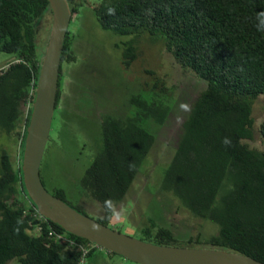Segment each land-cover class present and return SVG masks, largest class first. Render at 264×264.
Listing matches in <instances>:
<instances>
[{
    "label": "trees",
    "instance_id": "trees-1",
    "mask_svg": "<svg viewBox=\"0 0 264 264\" xmlns=\"http://www.w3.org/2000/svg\"><path fill=\"white\" fill-rule=\"evenodd\" d=\"M67 3L71 14L86 5L100 28L130 36L122 52L124 67L137 56L133 42L147 36L160 42L162 51L183 72L204 82L182 122L159 185L193 216L218 226L216 233L206 237L197 233L186 243L234 251L264 263V118L256 126L251 111V102L264 94V0ZM46 13H50L47 0H0V52L13 55L0 68V133L12 132L17 141L16 158L0 148V264H76L78 248L55 234L88 241L42 215L40 230L33 232L39 212L20 176L23 137L43 53L36 47L37 25ZM69 40L66 30L54 109L61 63L75 59ZM154 79L151 86L143 84L150 91L148 97L139 93L128 97L133 111L99 118L100 146L78 180L83 195L101 208L95 220L107 226L113 207L122 200L154 142L145 123L161 124L169 111L173 86ZM254 127L259 147L245 142L253 139ZM40 180L43 184L41 176ZM49 192L83 213L79 204L67 200L62 188ZM140 233L139 239L157 244L175 245L178 240L171 229L153 221ZM95 246L87 262L99 247Z\"/></svg>",
    "mask_w": 264,
    "mask_h": 264
},
{
    "label": "rangeland",
    "instance_id": "rangeland-1",
    "mask_svg": "<svg viewBox=\"0 0 264 264\" xmlns=\"http://www.w3.org/2000/svg\"><path fill=\"white\" fill-rule=\"evenodd\" d=\"M50 22L51 14L46 13L37 25V50H44ZM67 30L70 36L68 49L75 59L61 63L59 98L39 166L44 187L47 191L62 188L67 200L79 204L83 214L99 218V204L83 195L78 184L83 170L100 146L99 118L105 114L124 115L133 111L127 103L128 97L136 93L148 97L150 91L143 84L151 86L154 77L163 79L166 86H173L168 98L169 111L163 123H145L154 135V142L122 200L113 207L108 226L139 238L140 230L153 221L172 230L178 239L174 246L203 247L198 243H186L185 239L197 233L200 237L214 234L217 224L193 216L161 190L159 182L176 146L182 122L204 82L183 72L162 51L161 43L147 36L133 42L137 56L124 67L122 52L130 36L100 28L86 5L79 6L77 12L70 15ZM12 60L13 55L0 52V68ZM181 104H186L188 110L181 109ZM251 111L257 126L264 118V94L251 102ZM12 138V132L0 133V148L6 149L13 159L17 156V141ZM258 138L254 127L253 139L245 142L251 147H259ZM87 264L133 262L98 247Z\"/></svg>",
    "mask_w": 264,
    "mask_h": 264
},
{
    "label": "water",
    "instance_id": "water-1",
    "mask_svg": "<svg viewBox=\"0 0 264 264\" xmlns=\"http://www.w3.org/2000/svg\"><path fill=\"white\" fill-rule=\"evenodd\" d=\"M47 1L51 22L20 157L21 181L36 210L66 232L137 264H264L230 250L157 244L126 235L77 211L46 190L40 180L39 166L54 111L60 55L71 15L67 0Z\"/></svg>",
    "mask_w": 264,
    "mask_h": 264
},
{
    "label": "built area",
    "instance_id": "built-area-1",
    "mask_svg": "<svg viewBox=\"0 0 264 264\" xmlns=\"http://www.w3.org/2000/svg\"><path fill=\"white\" fill-rule=\"evenodd\" d=\"M36 218L38 222H36L33 227L32 231L37 232L40 230V220H41V214L39 213L36 215ZM53 232L51 230L48 231V234H52ZM56 238L59 240L66 241L67 245L69 247L75 246L79 250V257L77 259L76 264H87V254L90 251L91 248L96 247L92 242H76L73 238H69L65 236L64 234L56 233Z\"/></svg>",
    "mask_w": 264,
    "mask_h": 264
},
{
    "label": "clouds",
    "instance_id": "clouds-1",
    "mask_svg": "<svg viewBox=\"0 0 264 264\" xmlns=\"http://www.w3.org/2000/svg\"><path fill=\"white\" fill-rule=\"evenodd\" d=\"M180 107H181V109H183V110H185V111L188 110V106H187L186 104H181ZM177 122H178V123L180 122V121H179V118H178V121H177ZM93 227L95 228L96 226H93Z\"/></svg>",
    "mask_w": 264,
    "mask_h": 264
}]
</instances>
